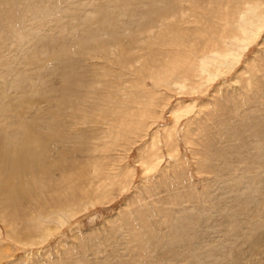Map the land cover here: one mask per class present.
I'll return each mask as SVG.
<instances>
[{
  "label": "rangeland",
  "instance_id": "374dc122",
  "mask_svg": "<svg viewBox=\"0 0 264 264\" xmlns=\"http://www.w3.org/2000/svg\"><path fill=\"white\" fill-rule=\"evenodd\" d=\"M0 111L66 154L0 189V264H264V0H0Z\"/></svg>",
  "mask_w": 264,
  "mask_h": 264
},
{
  "label": "bare ground",
  "instance_id": "6f19581e",
  "mask_svg": "<svg viewBox=\"0 0 264 264\" xmlns=\"http://www.w3.org/2000/svg\"><path fill=\"white\" fill-rule=\"evenodd\" d=\"M11 2V1H10ZM2 5H3V3H2ZM220 5V4H219ZM125 14V13H124ZM108 14H106L105 16V18L103 19V21H101V23H100V27H98L97 29L98 30H102V31H104V32H108L109 34H110V32L109 31H111V34H112V31L114 30V32H116L115 31V29H117V26L118 25H120V22L118 23V21L119 20H116L117 18H115V19H113V22L112 23H110L111 22V17L110 16H107ZM246 15V14H245ZM123 16V15H122ZM121 16V17H122ZM125 17V16H124ZM106 20V21H105ZM108 20V21H107ZM251 20V19H250ZM260 20V19H259ZM262 20V19H261ZM247 21V20H246ZM248 23H250V22H248ZM125 24H127L128 25V23H125ZM126 25V26H127ZM238 27V26H237ZM120 28V27H119ZM240 28V27H239ZM251 29V28H250ZM87 33H89L90 34V32H87ZM252 33V32H251ZM87 36H88V34H86ZM86 35H83V37H86ZM254 35V34H253ZM38 36V35H37ZM176 36V35H175ZM244 38V37H243ZM42 39V38H41ZM40 39V40H41ZM45 39V38H44ZM39 41V40H38ZM60 43V42H59ZM42 44V43H41ZM103 45V44H102ZM35 47H36V45H34ZM46 46H48V44H42L40 47H46ZM81 46H83V45H81ZM80 46V47H81ZM50 48H48V50H49ZM45 51H46V49H44ZM43 50V51H44ZM35 56V55H34ZM219 56V55H218ZM223 57V56H222ZM36 59V58H35ZM17 61V60H16ZM34 61H36V60H33V61H31L32 63L34 62ZM39 61V60H38ZM45 61V60H44ZM30 62V61H29ZM26 63V62H25ZM40 63V62H39ZM41 64V63H40ZM39 64V65H40ZM42 65V64H41ZM35 66V65H34ZM36 67V66H35ZM34 67V68H35ZM31 68V67H30ZM33 68V69H34ZM68 69V68H67ZM19 70V69H18ZM23 71V70H22ZM21 70H20V72H22ZM12 72V71H11ZM31 72V71H30ZM19 74V73H18ZM21 74V73H20ZM27 74V73H26ZM29 74V73H28ZM22 75V74H21ZM5 76V75H4ZM22 76H25V75H22ZM27 76V75H26ZM29 76V75H28ZM38 76V75H37ZM75 76V75H74ZM74 76H73V78H74ZM81 76V75H80ZM13 77V76H12ZM33 77V76H32ZM36 77V76H35ZM34 77V78H35ZM70 77H72V75L70 76ZM76 77V76H75ZM14 78L15 79H17L16 78V76H14ZM65 78H67V79H69V75L68 76H65ZM77 78V77H76ZM14 79V80H15ZM20 79V78H19ZM28 79V77L27 78H23L21 81H19V80H17L16 82H14L13 83V85H15L16 87H18V88H20V89H22V88H25V87H28L29 86V84L31 83V80L29 81V80H27ZM71 79V78H70ZM36 80V79H35ZM38 80V79H37ZM77 80H79V79H77ZM36 82V81H35ZM79 83V82H78ZM32 84V83H31ZM33 85V84H32ZM38 84H36V86H37ZM31 86V85H30ZM29 86V87H30ZM35 86V87H36ZM76 86H77V84H76ZM32 87V86H31ZM33 87H34V85H33ZM38 87V86H37ZM80 87H81V85H80ZM27 89V88H26ZM7 90H9V89H7ZM34 90V89H33ZM32 90V91H33ZM42 90V89H41ZM6 91V90H5ZM71 92L70 93H68V94H71V97H74L73 95H78L77 93H79V91L76 89L75 90V88L73 89V90H70ZM16 92H18V91H16ZM65 93V92H64ZM16 94V93H15ZM19 94V93H18ZM36 94V93H35ZM68 94H66V95H68ZM7 95V94H6ZM27 95V94H26ZM61 95H63V94H61ZM65 95V96H66ZM16 96H17V94L13 97L14 98V100H18L19 98H16ZM18 96H20V95H18ZM27 96H29V95H27ZM34 97V96H33ZM78 98V97H77ZM80 98V97H79ZM78 98V99H79ZM82 98V97H81ZM80 98V99H81ZM3 99V98H2ZM11 99V98H10ZM29 99V98H28ZM30 99H32V97H30ZM77 99V100H78ZM4 100H5V98H4ZM9 100V99H8ZM3 101V100H2ZM20 101H21V99H20ZM25 101V100H24ZM27 101H30V100H27ZM16 102V101H15ZM68 102H69V100H68ZM73 102V101H72ZM5 103V102H4ZM4 103H2L3 105H4ZM21 103V102H20ZM26 103V102H25ZM6 104H8V103H6ZM28 104V103H27ZM20 105V104H19ZM3 107V106H2ZM9 107H10V105H9ZM57 107H58V105H57ZM4 108H6V106L4 107ZM11 108V107H10ZM14 108V107H13ZM12 108V109H13ZM24 107H22V109H23ZM21 109V110H22ZM5 110V109H4ZM4 110H2V111H4ZM8 110V109H7ZM20 110V111H21ZM24 110V109H23ZM19 111V110H18ZM19 111V112H20ZM1 112V111H0ZM2 113V112H1ZM4 113V112H3ZM26 113V111L24 112V114ZM22 115V114H21ZM26 115V114H25ZM10 117H11V115H10ZM13 117H14V115H13ZM34 117H36V116H34ZM38 117L40 118V114L39 115H37V117L36 118H33V120L34 119H38ZM41 117H42V115H41ZM0 118H2V116L0 117ZM26 118V117H20V118H18V120H17V124L15 123V125H7V126H4V125H2V124H0V174H2L3 176H6L4 179H3V181H2V184H1V188L0 189H2V193L4 194V197L6 198V201H5V203H4V205H6L7 207H10V204L11 203H18L19 204V202H23L24 200L23 199H25L26 198V196H27V193H26V191H25V187H24V179H25V176L28 174L27 172H26V170L28 169L27 167H31L32 169L33 168H37L36 170L38 171V173H40L41 172V170H46L47 168H50V167H48V166H55V163H57L56 165H58V167H59V164H60V161H62L63 160V155H66L64 152H61L60 154L58 153L57 154V156H55L54 157V151L55 150H53L52 151V148L54 147V142H55V133H56V130H55V128H58L57 126H56V123L54 122H51V124L49 125V126H47L46 124H45V126H47V128H48V132L47 133H42L41 131L38 133V134H34L35 132H34V128L36 127L34 124H33V122L34 121H32V122H29V121H26V120H24V119ZM23 119V120H22ZM1 120V119H0ZM7 121H9L8 119H6ZM12 120H15V119H12ZM12 120H10V121H12ZM20 120H22V121H20ZM39 120V119H38ZM9 121V122H10ZM36 121V120H35ZM5 122V121H4ZM13 122V121H12ZM37 122V121H36ZM39 122H40V120H39ZM47 123V122H46ZM8 124V123H7ZM10 124V123H9ZM14 124V123H13ZM49 124V123H48ZM41 127V126H40ZM46 128V129H47ZM62 141L63 142H65L64 141V138L62 139ZM65 149H67L66 147H65ZM69 150V149H68ZM69 169V166H68V164L67 165H63L62 167H60V172H62V171H64V172H67V170ZM247 169H249V167L247 168ZM4 174H3V173ZM30 172V171H29ZM37 173V174H38ZM35 175V177L37 176L36 174H34ZM9 177L10 178H14L15 180L14 181H10L9 180V182L7 181L8 179H9ZM44 177H42V179H43ZM245 178V177H244ZM253 178V177H252ZM33 178H31V179H29V181L30 182H35V180L33 179ZM32 180V181H31ZM41 181V180H40ZM52 181V180H51ZM244 181V180H243ZM246 181V180H245ZM259 181V180H258ZM262 181V180H261ZM264 181V180H263ZM27 184V183H26ZM254 186V185H253ZM33 187L34 188H37V189H39L38 188V186H37V184L36 183H34V185H33ZM248 187V186H247ZM247 187H244V188H247ZM249 188V187H248ZM42 190L44 189V188H41ZM45 190V189H44ZM38 191V190H37ZM241 190H238V192H239V196H240V192ZM261 192V191H260ZM263 192V191H262ZM243 194V193H242ZM247 194V193H246ZM243 195L244 196V198H246V200H247V198H248V196L247 195ZM238 195H234V197H236V196H238ZM243 196L241 197V198H243ZM233 198V197H232ZM228 199V198H227ZM235 200L237 199V197L236 198H234ZM21 200H23V201H21ZM243 201H245V199H242ZM236 202H237V200H236ZM247 202V201H246ZM251 202V201H250ZM253 202V201H252ZM238 203V202H237ZM253 204V203H252ZM12 205H14V204H12ZM17 205V204H16ZM196 216V215H195ZM194 215H193V217H195ZM227 216V215H226ZM192 217V218H193ZM220 217V216H219ZM227 218V217H226ZM195 219V218H194ZM225 219V218H224ZM192 221V220H191ZM180 222V221H179ZM190 224V223H189ZM191 224H192V222H191ZM190 224V225H191ZM189 225V226H190ZM177 226V225H176ZM178 226H180V225H178ZM193 226V225H192ZM241 226V225H240ZM239 226V227H240ZM174 228H175V226H174ZM178 228H180V227H178ZM237 228H238V226H237ZM260 235V234H259ZM190 236V235H189ZM235 236V235H234ZM256 236V235H255ZM258 236V235H257ZM262 236V235H261ZM261 236H258V238L259 237H261ZM252 237V236H251ZM214 239V238H213ZM255 239H257V237L256 238H254V243L255 242H257V241H255ZM263 240H264V237L262 238ZM260 240V239H259ZM262 240V241H263ZM167 241V240H166ZM172 241H174V240H172ZM190 242V241H189ZM174 243V242H173ZM253 243V242H252ZM251 243V244H252ZM256 244V243H255ZM254 244V245H255ZM263 244V243H262ZM257 245V244H256ZM256 245L253 247V248H255L256 247ZM252 246H253V244H252ZM169 247V246H168ZM190 248V247H189ZM252 248V249H253ZM179 249V248H178ZM200 249V248H199ZM228 251H226V253L228 254V252L230 251V249H227ZM236 251H237V249H235ZM239 250V249H238ZM170 251V250H169ZM207 251V250H206ZM217 251V252H216ZM216 251H211L210 252V255H209V259L207 260V252H206V254L204 255V256H201L200 257V255H198V256H196L197 258H196V264L199 262L200 264H216L217 262H218V260L217 261H215L216 260V255L218 254L219 255V251L216 249ZM232 251V250H231ZM233 251H234V249H233ZM255 252V251H254ZM173 253V252H172ZM171 253V254H172ZM204 253H205V251H204ZM166 254V253H165ZM186 254H188V253H186ZM199 254H200V252H199ZM201 254H202V251H201ZM242 255L241 254V251H240V253H238V254H236V255ZM161 255H162V253H161ZM160 255V256H161ZM170 255V254H169ZM189 255V254H188ZM225 255V254H224ZM164 256V255H163ZM172 256H174V254L172 255ZM194 256V255H193ZM212 256V257H211ZM220 256V255H219ZM228 256V255H227ZM244 256V255H243ZM242 256V257H243ZM192 257V256H191ZM233 257V256H232ZM231 257V258H232ZM215 260H214V259ZM238 259H239V257L238 258H236V262H238ZM242 259V258H241ZM192 260H194L193 258H192ZM225 260H226V258H225ZM101 261V260H100ZM183 261V260H182ZM181 261V262H182ZM190 261H191V259H190ZM177 262V261H176ZM219 262L221 263V260H219ZM226 263H228L227 261H225ZM241 262V261H240ZM194 263V262H193ZM242 263V262H241ZM179 264V263H178ZM191 264H192V262H191ZM219 264V263H218ZM230 264V263H229ZM238 264V263H237ZM240 264V263H239ZM242 264H245V262L244 263H242Z\"/></svg>",
  "mask_w": 264,
  "mask_h": 264
}]
</instances>
